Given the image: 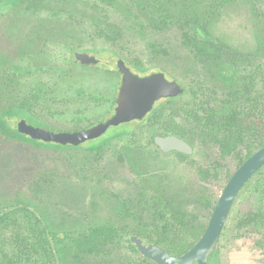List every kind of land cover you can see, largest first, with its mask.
Listing matches in <instances>:
<instances>
[{"label": "rangeland", "instance_id": "rangeland-1", "mask_svg": "<svg viewBox=\"0 0 264 264\" xmlns=\"http://www.w3.org/2000/svg\"><path fill=\"white\" fill-rule=\"evenodd\" d=\"M50 7L56 15H48V11L43 10L0 16V59L5 60L0 66V110L21 99L36 83H43L51 92L41 98L42 105L36 107L33 114L45 125L55 131L71 129V113L76 109L90 121L98 118L97 121L106 115H100L106 107L101 106L97 115H94L95 110L100 103H108L112 98V95L106 96L111 88L107 85L109 76H104L114 72V82L117 87L120 84L116 73L120 58L138 75L162 71L169 80L183 87L181 96L162 98L154 105L161 109L159 122L166 126L162 128L164 131L170 132L176 124L184 125V117L179 115L182 112L177 107L207 98L206 93L191 95L195 81L203 77L200 66L189 60L177 27L154 31L145 27L142 18L127 15L124 7L107 8L95 0H64ZM104 20L111 25L103 27ZM254 24L249 5L237 0L214 19L212 32L231 46L248 51L254 44ZM35 33L41 34L39 39L34 38ZM104 34L111 39H106ZM74 51L97 58L89 71L79 73L89 75L88 78L75 80L74 70L78 67L74 64ZM14 65L25 71L13 75ZM97 79L105 87L96 86L99 85ZM74 85L84 90L77 99L72 91ZM47 103H52L54 115L46 112ZM146 117L128 122L129 133L112 139L100 155L87 152V145L56 149L0 138V203L18 194L17 197L44 212L63 230L104 222L121 224V220L115 219L114 205L123 198L130 205L134 203L138 192L148 186L141 177L146 173L154 177L152 182L175 210L192 212L200 221H205L208 214L198 203L200 194L218 196L225 183V170L235 169L237 159L233 155L223 158L224 168L220 169L219 177L207 181L200 176L197 167L205 168L218 159L217 145L194 137L190 156L162 153L144 129ZM21 118L24 117L12 116L9 123L16 127ZM151 130L157 132L159 128ZM129 144L130 151L122 150L121 146ZM252 183L237 195L231 210L233 216L257 205ZM127 225L133 226L132 223ZM244 236L242 241L229 244L227 264H254L250 257L254 237Z\"/></svg>", "mask_w": 264, "mask_h": 264}, {"label": "trees", "instance_id": "trees-1", "mask_svg": "<svg viewBox=\"0 0 264 264\" xmlns=\"http://www.w3.org/2000/svg\"><path fill=\"white\" fill-rule=\"evenodd\" d=\"M62 1L64 0H0V16L26 14L29 11L40 13L43 10L48 11V15H56V12L50 10V6ZM95 1L104 4L107 8L124 7L127 15L142 18L145 27L151 30L162 32L170 27H177L180 30L181 44L187 50L188 57L191 58L189 60L200 66L203 77L202 80L195 81L194 89L190 90L191 95L195 97L197 94L206 93L207 98L203 101H192L190 105L186 104V107H177L182 112L179 115L184 117V125L176 124L171 128V133L184 138L189 143H192L191 139L194 137L201 141H209L217 145L221 157L233 155L239 164L264 145V6L260 0H244L255 18L254 44L248 51L231 46L212 32L214 19L237 0ZM103 25L106 28L111 24L104 20ZM104 35L106 39H111L108 34ZM3 61L5 60L0 59V66L3 65ZM89 69L90 67L85 65L81 67V71H89ZM23 71L25 70L14 65L11 73L15 75ZM81 77L88 78L89 75H81ZM50 90L51 88L46 87L45 84L36 83L21 99L5 105L0 110V138L4 141L19 142L22 145L56 149L82 148L83 145H87V152L100 155L112 139H119L129 133V126L120 125L112 127L113 130L108 135L90 140L86 144L73 146L35 140L18 132L16 127L9 123L12 116L24 117L32 124L54 130L33 114L35 108L42 103L41 98L49 96ZM83 91L81 89V92ZM51 105L52 103H47L46 112L54 115V108H51ZM103 105L106 109L100 115L106 111L110 112L112 103H100L94 115L99 113ZM160 111V108H153L147 114L145 130L151 131L156 125L161 128L166 127L159 122ZM96 119L98 118L94 120ZM71 122L73 127L68 130L92 123L78 109L71 113ZM229 175L230 173L227 177ZM141 177L148 185L144 187V189L147 188L145 190L159 192L152 182L153 176L149 177L145 173ZM255 185L263 188L264 192V178L263 183L258 180ZM144 189L141 191H145ZM17 195L0 203V224L12 223L17 227L14 241L17 264H32V262L49 264L51 256H54L56 264L62 254L66 264L84 263L82 257L90 254L108 256L115 247L110 248L111 246H106V243L120 241L123 233L128 231L125 227L120 228L106 223L76 231L66 230L62 241L58 236V230L48 226L49 221L45 214ZM207 203L212 207L211 199ZM169 206H171L170 201L167 199L159 201L158 195H141V208H145L144 215L141 210V224L145 226L141 228V236L147 237L149 242L162 245L172 254H180L191 246L202 230L196 227L190 228L193 238L181 235L186 231L181 230L178 225L186 227L191 220L183 213L171 214V218L166 217L164 209ZM156 207L159 210L154 213L152 209ZM134 232L137 233V231ZM175 241H181V243H175ZM104 262L101 264L108 263L106 260ZM148 262L149 260H146V264ZM128 264L132 262L128 261Z\"/></svg>", "mask_w": 264, "mask_h": 264}, {"label": "flooded vegetation", "instance_id": "flooded-vegetation-1", "mask_svg": "<svg viewBox=\"0 0 264 264\" xmlns=\"http://www.w3.org/2000/svg\"><path fill=\"white\" fill-rule=\"evenodd\" d=\"M40 35H41L40 33H35L34 38L39 39ZM76 52H82V53H86V52H83V51H74L73 52L74 59H75L74 64H77V67H78L77 69L74 70V72L76 71V77H77V79H75V80H79L78 78H82L81 75H79V73L81 72V66L85 65V66L90 67L92 64H95V63L82 64L79 60L76 59V57H75ZM86 54H88V53H86ZM88 55H90V54H88ZM90 56H94V55H90ZM118 60H122L124 62V60L121 58ZM113 73L114 72H111V74H110L107 72L106 75L104 76V77L109 76V78H110L109 83L107 85L110 86L111 93L108 95H106V94L105 95L107 97L112 95L111 100L108 101V103H112V107H111V109H113L112 112L111 111L110 112H107V111L104 112V113H106V115L104 117L102 116V118L97 120V121L93 120L90 125L83 126L81 128H86V127H89V126L96 124L100 121H104L113 114V112H114V107H113L114 101L118 95L119 88L121 85V78H122V73L117 69L116 73L120 77V84L117 87L116 82H114ZM145 75H147V74H145ZM140 76H142V75H140ZM103 79L104 78L102 76L101 80L103 81ZM99 81H100L99 79L96 80V82L99 84L96 86L101 85V83ZM77 82L80 85V81H77ZM47 87L49 88V86H47ZM101 87H105V85L102 84ZM72 89H73L72 91L74 92V95L76 96V99H77V96H80L79 94L81 93V88H80V86L76 87V85H74V87ZM165 98H173V97H165ZM165 98H163V99H165ZM155 103H154V105H155ZM154 105H153V108H154ZM147 114L142 119H144L147 116ZM24 119L26 120V118H24ZM142 119H135V120L140 121ZM135 120H131V121H135ZM131 121H128V122H131ZM128 122H124V123H121V124L116 125V126L127 125L126 127H128ZM28 123H30V122H28ZM116 126H110L106 130V132L103 133L101 136L108 135V133L112 132V130H113V129L112 130H110V129L112 127H116ZM156 127L159 128V130L157 132H155L153 130H151L150 132L146 131V133L151 135L150 139H151L152 143L154 144V146L156 147V149H158L162 153H174V154L182 156V157L190 156V154L193 152V148H192V152L190 154H186V153H183V152H180L177 150H171V151H167V152L162 151L159 148V146H157L155 144V142H154L155 137L157 135L165 136L167 134H173V133L168 132V131H164L158 125H156ZM81 128H78V129H81ZM78 129H74V130H78ZM52 131H55V130H52ZM57 131H60V130H57ZM63 131H73V130H63ZM101 136H99V137H101ZM99 137H97V138H99ZM97 138H95V139H97ZM91 140H94V139H91ZM88 141H90V140H87L81 144H86V142H88ZM81 144H79V145H81ZM121 147H122V150H127V151L131 150L130 144L128 146L125 145V146H121ZM143 148L144 147H141V149H143ZM226 157H228V156H226ZM223 158H225V157H221L220 151H219V157L217 160H213L205 168H203L201 166L197 167V169L200 173V176L207 181L210 179H214V178L219 177L220 169L224 168V165L222 164ZM240 164L238 163V160H237V165H236L235 169H233L231 171L225 170L224 186H225L227 180L232 175V173L236 170V168ZM263 168H264V164L262 166H260L250 176V178L242 185V187L238 190V192H237V194H236V196H235V198L231 204V207L228 211L226 219H225V221H224V223L220 229L218 239H217L213 249L207 255V258H206L207 264H227L226 262H227V258L229 255V249H228L229 244L232 241H238V240L242 241L243 238L245 237L244 236L245 234H248L251 237H254L253 242L251 244L252 254L250 255L253 263L254 264H262V262H264V192H263V188H261V187L258 188L255 185L258 180H260L261 183H263V178H264V171H262ZM228 173H230L229 177H227ZM253 179H254V181H253ZM250 182H253L251 185V191L253 192V194L255 196L257 205L255 207H253L250 211H247L245 213H236L235 216H233L232 215L233 213L231 210H232V206L234 204V201H235L237 195L240 193V191L243 190L248 185V183H250ZM224 186L222 187L221 191L223 190ZM221 191H220V193H221ZM138 193L139 194L137 195L135 202L132 203L131 205L126 201V198H123V199L116 201V203L114 205V207H115L114 208V210H115L114 216H115L116 220H121V222H123V223L116 224L114 222H104V223H99V224H95V225H85V226L83 225V226H79L75 229H66V230H71V231L75 230L76 231L78 229L92 228V227L100 226V225L106 224V223H111L114 226H117L120 228L125 227L126 229H128V231H125V233H123V236L120 238L121 239L120 241L117 240L115 242L112 241V242L106 243V246H111L110 248L115 247L112 249L111 253L108 256H104V255L100 256V255H96V254L86 255V256L82 257L84 263H79V264H101V263H105L104 262L105 260L108 262L107 264H128V261H131L132 264H135L137 262H138V264H146V260H149L148 264H154V263L157 264L154 260L145 257L141 253V251L137 247L136 242L134 240H132V237L135 236L136 238L142 240V243L145 246L149 245V244H153V245L161 246L163 249H165L162 245L157 244V243H153V242H149L146 239L147 237L141 236V228L145 227L141 224V210H142V214L143 215L145 214V208H141V195L144 196V195L155 194V195L159 196V201H160V199H167V200H169V199L162 196L161 192H151V193L147 194L144 191H141ZM220 193L218 194V196H215L213 194H206L204 192L200 194L199 199H198V203L203 207L204 210L207 211V214H208V217L205 221H200L198 218H196V216H194V214L192 212H182V211L175 210L174 206L172 205L171 201L169 200L171 203V206L166 207L164 209L166 212V217L171 218L170 217L171 214L180 215L183 213V214L187 215L188 219L191 220V223H188L186 227H182L181 225H178L181 230L186 231L185 234H181V235H185V236L188 235V236L192 237L193 233L191 232L192 230L190 228H193V227H196L198 230H200V229L202 230L201 233L197 235L196 239L193 241V243L191 244V246L189 248H191L200 239V237L204 234V232L206 231L208 224H209V221H210V218H211V215H212V212L214 210L215 204L217 202V199H218ZM210 199L212 200V204H213L212 207L208 206V203H207ZM121 204L123 205L122 207L120 206ZM152 210L154 211V213H157V211L159 209L156 207L155 209H152ZM45 216L47 217V219L49 221L48 226H50L54 230H58V232H59L58 236L63 241L66 230L59 229L58 227H56L54 222L51 221V219L48 215L45 214ZM143 219H144V217H143ZM128 223H132L133 226H128L127 225ZM0 228H1V230H0V264H17L16 255H15L16 250H15V246H14L15 245L14 241L16 239V233H17V227H16V225L9 223L7 225L6 224H0ZM134 231H137V233ZM8 234H9V237L7 236ZM177 240H179V239H177ZM175 243H181V241H175ZM113 244H116V246H113ZM187 250H185V251H187ZM166 251H168V250H166ZM184 252H182V253H184ZM132 253L137 254V255L133 256ZM182 253L172 254L169 252V254L172 256H179ZM49 261H50L49 264H55L54 256H51ZM29 264H31V263H29ZM32 264H36V263L32 262ZM37 264H42V263L38 262ZM56 264H66L65 257L63 254L61 256H59L58 260L56 261ZM191 264H197V262L194 260V261H192Z\"/></svg>", "mask_w": 264, "mask_h": 264}, {"label": "water", "instance_id": "water-1", "mask_svg": "<svg viewBox=\"0 0 264 264\" xmlns=\"http://www.w3.org/2000/svg\"><path fill=\"white\" fill-rule=\"evenodd\" d=\"M264 6V0H260ZM75 57L82 64L96 63L97 59L86 53L76 52ZM117 69L122 73L119 92L114 101V112L104 121L86 128L73 131H52L28 123L24 118L17 121L16 129L32 139L54 142L61 145L77 146L87 140L101 136L110 126H116L135 119H142L149 113L154 103L165 97H175L183 93V87L175 80H168L162 71L147 75L133 73L122 60H118ZM154 142L164 151L177 150L186 154L192 152V146L175 134L157 135ZM264 164V145L248 156L232 173L221 191L208 227L200 239L179 256H172L158 245H143L142 240L132 237L141 253L157 264H207L206 258L213 249L226 219L231 204L242 185Z\"/></svg>", "mask_w": 264, "mask_h": 264}]
</instances>
